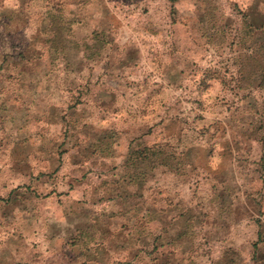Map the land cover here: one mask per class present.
Returning <instances> with one entry per match:
<instances>
[{
	"label": "rangeland",
	"instance_id": "1",
	"mask_svg": "<svg viewBox=\"0 0 264 264\" xmlns=\"http://www.w3.org/2000/svg\"><path fill=\"white\" fill-rule=\"evenodd\" d=\"M0 264H264V0H0Z\"/></svg>",
	"mask_w": 264,
	"mask_h": 264
}]
</instances>
